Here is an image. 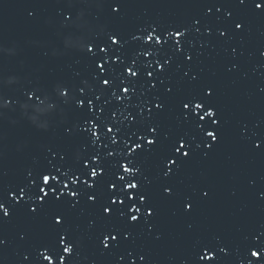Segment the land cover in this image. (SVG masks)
Instances as JSON below:
<instances>
[{
  "label": "snow or ice",
  "instance_id": "1",
  "mask_svg": "<svg viewBox=\"0 0 264 264\" xmlns=\"http://www.w3.org/2000/svg\"><path fill=\"white\" fill-rule=\"evenodd\" d=\"M109 7L111 13L119 14L123 4L121 0H112ZM237 7L243 10L241 14L225 10L224 23L211 27L204 22L205 17L212 13L213 8L219 13L221 4L205 5L204 16L193 17L190 24L167 28L150 24L130 33L127 40L114 32L108 34L107 42H88L84 45L83 50L92 54L97 70L92 74L97 91H93L88 80L78 87L79 95L75 97L68 86L61 85L59 91L62 99H72L75 109L82 113L81 122L67 128L65 135L71 138L74 128L78 127L80 134L86 136L88 143L94 147L87 151L86 158L77 156L78 163L74 165L67 163L68 153L65 150L49 149L46 164L40 168L27 169L22 181L7 192L12 201L22 208L26 207L29 215L39 217L46 212L51 213L50 219L54 222L53 228L62 253L54 244L49 245L41 252L43 260L52 264L55 259L58 264H65L64 254L73 251L75 240L66 227L64 210H77L84 205L98 209L99 218L110 222L99 240L105 249L133 238L136 228L146 230L156 239L160 238V234L154 231L153 223L159 209L146 187L151 184V179L143 172L141 158L165 144L166 152L160 161L162 174L166 178L175 176L186 160L190 159L194 138L181 135L170 139L157 118L171 104H178L183 119L194 132L210 138L202 141L208 149L219 140L221 125L218 110L210 99L215 94L212 85L182 94L185 78L192 85L199 79L198 74L189 76L185 71L178 81L171 82L166 73L173 65L179 67L182 62L192 61V41L188 37L193 30L199 33L203 28L209 36L230 40L247 31L249 7L252 14L264 16V0H238ZM28 15L32 16L33 13L29 12ZM65 21H71L69 14H65ZM129 44H135L136 47L129 51L126 47ZM232 52L235 53L236 49L233 48ZM260 55L264 56V50L260 51ZM141 57L151 59L143 60ZM109 60L119 62L109 63ZM235 67L233 64L232 68ZM114 73H119L118 77ZM146 93H151L150 98ZM141 96L144 98L141 99ZM25 99L39 101L40 94L29 89ZM14 102L11 97L6 99V104ZM129 107L133 108L135 115L126 113ZM205 117L210 122L205 121ZM125 121L128 123L125 124ZM201 121L205 123L201 124ZM252 148L264 151V139L254 140ZM162 193L167 199H175L181 194L174 183L162 186ZM200 195L201 198H208L209 192L201 189ZM194 204L192 194L183 195L185 213H190ZM9 213L10 209L0 200V218L7 217ZM89 223L92 225L93 221ZM57 225L60 226L58 229ZM21 238H25V234H21ZM251 241L248 255L255 259H248L247 264H264V231L259 235L253 234ZM4 243L0 239V245ZM202 249L203 254L197 253L196 264L199 261L216 264L218 257L214 253L228 251L219 243L213 245L211 242L204 244ZM139 260L145 261V256L140 255ZM240 264H244V261Z\"/></svg>",
  "mask_w": 264,
  "mask_h": 264
},
{
  "label": "water",
  "instance_id": "2",
  "mask_svg": "<svg viewBox=\"0 0 264 264\" xmlns=\"http://www.w3.org/2000/svg\"><path fill=\"white\" fill-rule=\"evenodd\" d=\"M232 1L121 0L122 11L113 14L109 7L112 0H0V200L10 209L7 217L0 218V239L5 241L0 245V264H49L42 259L41 252L52 244L62 253L51 213L29 215L26 207L12 201L7 192L22 181L27 169L46 164L49 149L65 150L67 163L74 165L78 163L77 156L86 158L87 151L94 147L78 127L71 138L65 135L67 128L81 122L82 113L75 109L72 99H62L59 91L61 85L68 86L75 97L84 80L97 91L92 80L97 70L92 54L83 50L84 45L107 42L108 34L114 32L127 40L130 33L150 24L162 28L190 24L193 17L204 16L205 5L212 3L221 4V11L217 13L213 8L204 22L210 27L223 24L224 12L230 11ZM29 12L33 15L29 16ZM65 14L71 16L70 22L65 21ZM188 38L192 41V61L182 62L179 67L173 65L166 73L171 82L178 81L185 71L189 76L198 74L199 79L192 85L185 78L182 94L208 85L222 40L205 34L203 28L199 33L193 30ZM126 47L131 51L136 45ZM118 75L114 73L115 77ZM29 89L39 92V101L25 99ZM146 95L150 98L151 93ZM9 97L14 99L13 104H6ZM126 113L135 115L132 107ZM157 120L170 139L191 134L192 127L185 122L176 103ZM165 152L166 146L162 144L141 158L143 172L151 179L146 187L159 210L165 199L162 186L171 184L174 177L162 174L160 161ZM64 211L66 227L75 240L73 251L64 254L65 264L136 263L149 232L136 228L133 238L105 249L99 240L110 222L99 218L98 209L84 205ZM52 264L58 261L53 259Z\"/></svg>",
  "mask_w": 264,
  "mask_h": 264
}]
</instances>
